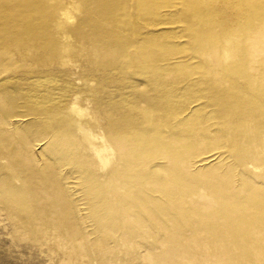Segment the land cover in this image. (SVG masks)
Returning a JSON list of instances; mask_svg holds the SVG:
<instances>
[{
    "label": "rangeland",
    "instance_id": "obj_1",
    "mask_svg": "<svg viewBox=\"0 0 264 264\" xmlns=\"http://www.w3.org/2000/svg\"><path fill=\"white\" fill-rule=\"evenodd\" d=\"M0 264H264V0H0Z\"/></svg>",
    "mask_w": 264,
    "mask_h": 264
}]
</instances>
